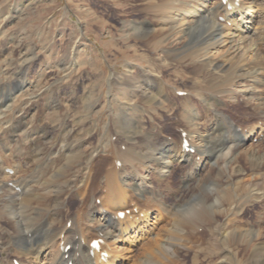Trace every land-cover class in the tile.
Masks as SVG:
<instances>
[{"label": "bare ground", "instance_id": "bare-ground-1", "mask_svg": "<svg viewBox=\"0 0 264 264\" xmlns=\"http://www.w3.org/2000/svg\"><path fill=\"white\" fill-rule=\"evenodd\" d=\"M221 1L142 0L140 11H148L151 17L141 19L142 29L135 21L133 30L143 38L144 47L164 54L162 61L170 62L172 76L165 77L158 72L159 66L149 63L147 68L130 66L131 70L138 68L133 74L135 77L120 79L123 87L137 98L135 104L126 102L122 112L128 109L144 112L146 108L162 111L166 107L181 110L180 115L187 120L185 127L191 130L181 127L180 134H186L193 153L182 148V137L177 142L154 132L161 128L155 127L152 121L142 127L145 123L130 118L134 120L131 127L135 132L125 131V142L108 141V154L91 161L90 151L83 148L87 146L86 140L82 141L77 132L67 128L65 116L61 119L64 121L61 132L67 131L55 142L46 139L48 132L40 123L41 116L35 119L38 123L32 124L29 123L31 115L25 125V117L15 119L16 115L10 119L15 122L8 124L5 111H13L14 94H25L32 86L24 82L28 89L25 85L27 90L25 87L16 90L11 89L15 84L4 85L6 92L0 97V135L6 131L8 138H0V264H14L12 257L19 264H168L167 257H171L173 247L191 248L193 244H187L188 234L194 236V230L213 215L212 211L206 214L208 208L194 206L173 212L171 208L186 202L184 193L178 191V180L179 185L187 188L189 197L196 195L195 188L200 189V183L215 181L223 196L212 202L222 208L216 211L221 218L237 208L246 186L253 187L251 182L242 181L247 172H258L264 184V141L262 148L248 144L250 139L262 137L264 140V52L261 50L264 48V0H227L224 4ZM129 9H132L130 4ZM143 55L139 61L147 60ZM17 78L15 83L19 85ZM179 92L186 95L180 98L171 95ZM29 104L36 106L33 102ZM243 106L253 110L246 115L255 122L244 124L239 119L240 127L236 125L238 118L235 116L234 120L229 114L232 121L227 110ZM200 107L206 108L202 109L207 114L204 119L196 110ZM33 110L28 111L27 117ZM200 125L204 128L202 132ZM138 131L139 138L135 136ZM109 136L112 137L111 133ZM122 145L124 150L120 148ZM109 158L111 162L105 167L104 162ZM7 170H12V174ZM174 170L178 177L176 186L171 181ZM74 181L81 184L75 190L71 186ZM193 183L198 184L188 186ZM256 184L258 196L255 192L249 196H255L254 200L258 201L264 191L259 192ZM172 187H176L174 193L178 194L174 198H178L168 206L165 203L168 197L160 191L171 192ZM230 187L235 192L232 202L236 204L225 210L223 204ZM97 195L100 199L95 198ZM137 196H143L144 202ZM72 197L80 202H65ZM121 212L123 218L118 216ZM164 213L168 222L165 220L157 228ZM224 225L219 223L218 231H214L227 256L224 260L239 263L235 257L238 241L246 242L252 258L264 255L260 253L264 251L260 229L227 231ZM41 226H45L43 233H39ZM209 227L213 225L202 228L209 233ZM91 236L95 238L90 239ZM93 240L102 241L99 252L91 253ZM141 247L142 251L134 255ZM102 252L107 254L104 259ZM261 263L264 264V258Z\"/></svg>", "mask_w": 264, "mask_h": 264}, {"label": "rangeland", "instance_id": "rangeland-1", "mask_svg": "<svg viewBox=\"0 0 264 264\" xmlns=\"http://www.w3.org/2000/svg\"><path fill=\"white\" fill-rule=\"evenodd\" d=\"M141 1L131 0L129 3H125V0H0V97L6 92L4 85L7 82H10L11 86L15 84L16 87L11 89L16 90H21L25 85L28 89V84L33 87L28 92L22 90V92H26L25 94H19V92L14 94V104L12 103V109H14L12 112L5 111L7 113L6 119L10 121L16 115L15 119L25 117L23 122L27 125L31 115L33 118L30 119L29 123L32 122V124L38 123L35 119L39 120V116H41L40 121L42 122L40 123L45 125L48 132V138L46 139L49 142H55L57 138L59 140L63 133L67 131L66 129L61 132V125L64 122L61 119L65 116L67 121L64 123L67 124V128L77 132V137L82 141L86 140L85 145L87 146L83 148H86V151L87 149L90 151L91 161L103 159L108 154L106 145L108 141L118 142L121 140L125 142L124 136L127 135H124V132H135L131 127L134 120H140L142 121L141 123H145V126L142 127H146L153 122L156 125H154L155 127L161 128L154 130V132L157 134L159 132L163 133L164 137L173 138L177 142L180 137L178 128L180 131L185 129L190 132V127H185L187 126L186 118L180 115L181 110L166 107L167 110L162 111L161 109L152 111L146 108L144 112L129 109L126 110V113L122 112L125 109L124 104L126 102L132 105L137 101L136 97L133 98L135 95L131 90L126 86L123 87V83L120 80L123 77H135L134 75L137 73L138 68L133 67L131 70L130 66L135 64L147 68L149 63H151L159 66L158 72L165 77L171 78L172 76L170 62L162 61L164 54L144 47L143 38L139 36L140 34L136 30H133L135 21L138 22L137 27L142 29L141 19L151 17L148 11H140ZM129 4L132 5L131 10L129 9ZM129 11L133 13H127ZM263 49L262 46V54L264 52ZM133 50L135 51L133 52ZM141 55H146L147 60L139 61L138 59ZM156 58L158 59L157 61ZM16 77H18L17 80L20 86L15 83ZM112 77H114V81L111 80ZM24 82H28V84ZM171 95L175 96L173 93ZM175 97L179 98L178 96ZM30 102H33L36 106L29 104ZM32 108L34 110L27 117L28 111ZM202 109L206 110V108L202 107L196 110H199L200 115L204 119L207 114ZM18 110L19 112L15 113ZM247 113L250 115L252 109L245 106L237 109L233 107L231 110H227V114L232 115L234 120H236L235 116L238 118L236 120L237 126L241 125L239 123L240 120L244 124H247L248 121H255V119L246 115ZM230 115L229 117L231 118ZM118 118L119 121L117 120ZM130 118L134 119L133 122ZM15 119L8 124L15 122ZM234 120L232 119V121ZM199 128L201 132L204 129L203 125H200ZM108 129L111 131L109 132ZM145 131L146 129L143 130V132ZM110 133L111 138L109 136ZM139 133L138 131L135 134L137 138L141 136ZM173 134L175 136H172ZM6 135L8 136L6 131H2L0 138H8ZM256 140H249L248 144L262 148L263 140L261 138ZM123 149L124 146L122 145L121 150ZM76 160L78 161V159ZM110 162V158L106 160L104 162L105 167ZM89 163L91 164V162ZM79 164L82 167V158L79 160ZM174 166L178 168V165ZM207 170L206 168L200 174L199 177L201 178L198 183ZM73 172L77 176L75 169H73ZM215 172L216 170L214 169L213 174ZM260 176L258 172H247L242 181L251 182L250 184H253V187L249 188L246 186L244 191H242L240 202L237 203L236 211L233 210L231 214L221 218L216 215V211H220L222 208L212 202L213 199L223 196L218 184L212 180H210V182L212 181L211 183L208 181L200 183L199 187L201 188H195L196 195L189 197L187 196V188L182 184L179 185V180L177 183V171L174 170L171 181L172 183L174 182L175 186L177 183L178 191H181L180 194L184 193L182 197H186V202L182 204L179 202L178 206L175 207L176 210L170 207L172 211H181L186 209V207L191 208L194 206L196 209L204 208L206 210L208 208L206 212L212 211L213 215L205 219V223L200 225L201 227L199 226L194 230V236L187 232L190 236L187 237L190 238L187 244H193L191 248L189 246V248L182 250L185 247H179V245L173 247L171 257H167L168 264H224L225 262H227L226 264H262L264 251H260L262 257L252 258L250 249H247L248 245L244 244L246 243L244 241L243 243L239 241L236 243L239 249L237 248L235 257L239 263L228 259L224 260L227 256H225L224 250L220 247L218 236L214 234L215 230L218 231L217 225L224 223L227 231L234 228L260 229L264 240V196L261 199L258 197V201L254 200L255 196H249L254 192L258 196L255 191V183H257L256 187H260L259 192L264 191V184ZM198 183L189 184L188 186L192 187ZM73 184L71 185L73 190L81 185L78 181H74ZM172 189L171 192L163 189L160 191L164 197H168L166 199L167 202H165L168 206L178 198H174L178 194V192L174 193L176 187H172ZM234 193L231 187L229 192H226V199L223 204L225 210L229 206L232 207L236 204V202H232ZM97 196L95 198L100 199L101 196ZM137 197L144 202L145 198L143 196ZM99 199L96 200V204H99ZM65 202L80 201L78 198L72 197L65 200ZM179 205L181 206L179 207ZM206 214H209V212ZM155 215H157V212ZM164 215L165 213L161 218ZM165 220L168 222L167 216L163 218L157 228H160L163 223L165 224ZM206 224L209 226L213 225V227H209V233L202 228ZM44 228L45 226H41L39 233H43ZM222 230L223 228L219 231L221 232ZM93 238L95 237L91 236L90 239ZM256 240L260 242L259 238ZM215 245L219 250L215 248ZM142 248L137 249L138 251L133 250L134 255L141 252ZM129 263L131 264V262Z\"/></svg>", "mask_w": 264, "mask_h": 264}, {"label": "snow or ice", "instance_id": "snow-or-ice-1", "mask_svg": "<svg viewBox=\"0 0 264 264\" xmlns=\"http://www.w3.org/2000/svg\"><path fill=\"white\" fill-rule=\"evenodd\" d=\"M121 215H122V214H121ZM90 247H91L92 249H97V248L99 247V242H98V241H93V242L91 243ZM104 255H106V254H104Z\"/></svg>", "mask_w": 264, "mask_h": 264}]
</instances>
